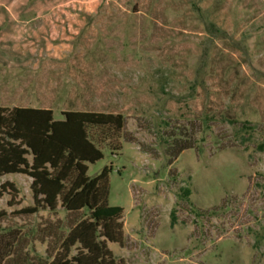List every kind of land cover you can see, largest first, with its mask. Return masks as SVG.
<instances>
[{"label":"rangeland","instance_id":"374dc122","mask_svg":"<svg viewBox=\"0 0 264 264\" xmlns=\"http://www.w3.org/2000/svg\"><path fill=\"white\" fill-rule=\"evenodd\" d=\"M108 205L49 264H264V0H0V222Z\"/></svg>","mask_w":264,"mask_h":264},{"label":"trees","instance_id":"16d2710c","mask_svg":"<svg viewBox=\"0 0 264 264\" xmlns=\"http://www.w3.org/2000/svg\"><path fill=\"white\" fill-rule=\"evenodd\" d=\"M68 102L71 105L70 109L76 110V100L71 98ZM54 118L62 120L66 116L55 112ZM175 142V145H179L175 155L193 147L190 142L182 141L180 138L175 139ZM183 192L185 197L189 198L191 189L186 187ZM122 211L123 206L121 205H108L95 209L87 207L83 211H69L62 219L49 221L45 227L3 225L0 222V264H49L67 233L84 216L90 213L94 217H114ZM36 241L47 244L44 253L36 248Z\"/></svg>","mask_w":264,"mask_h":264}]
</instances>
